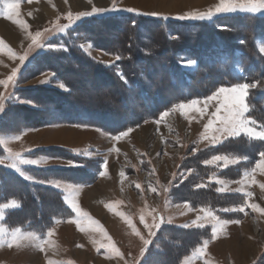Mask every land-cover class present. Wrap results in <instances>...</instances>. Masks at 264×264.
<instances>
[{
    "label": "rangeland",
    "instance_id": "rangeland-1",
    "mask_svg": "<svg viewBox=\"0 0 264 264\" xmlns=\"http://www.w3.org/2000/svg\"><path fill=\"white\" fill-rule=\"evenodd\" d=\"M17 2L19 3L18 19L27 24V29L5 16H0V40L4 42V46H0V80H6L12 74L13 69L19 68L14 84L10 82L7 88L0 85V93L7 97L4 101V110L0 112V130H8L0 132V136L17 134L21 137L19 140H12L7 145L13 152H17L19 146L26 147L37 142L49 144L51 147H56L54 145L67 146L69 148L66 149L71 153L69 151L50 152L60 156L57 157L42 155L39 152L33 153L34 151L23 152L24 158L39 161L38 164H22L20 166L27 175L34 177L33 180L25 179L15 169L6 165L0 166L5 167L14 175L21 176L26 181L58 190L71 215L37 219L36 224L29 227L11 225L6 222L7 213L11 209L20 207V203L16 199L7 200L3 204L15 200L19 206L3 209L4 218L0 219V226L9 230V236L13 229L18 228L21 230V234L32 233L34 238L22 240L19 246L14 244L12 247H8L7 243L0 245V264H49L50 261L57 262V264H149L150 257L153 255L147 251V246L144 255L141 256V249L145 247L144 239L151 241L154 236L150 235L149 228L141 222L140 216L144 215L145 222L149 225L153 224L155 216L157 222H160L162 217L164 224L182 226L188 224L189 227L186 228H197L191 222L198 216H204L205 213L201 211L202 209L210 211L212 209L195 207L187 201H182L180 194L189 193L191 185H200L204 181L205 177L200 174L203 172L197 169V162L208 155L204 161L211 160L214 156H228L230 159L240 158L238 163L228 164L227 167L224 166L223 160L211 164L204 162V164L216 168V172L211 173L207 179L216 184V190L225 189L224 191L218 190L220 194L239 196L243 193L242 203L229 206L226 209L244 207L246 203L264 208V196L259 195L260 190L264 192V188H261V185L264 184V172L257 169L255 173L245 176V173H251V170L256 167L260 155L259 159L251 164L248 163L250 160L244 156L214 153L217 146L229 139L240 137L241 146H248L251 140L255 139H249L241 133L238 137H221V142L213 145L210 142L213 131L208 130L209 139L203 138L202 134L205 133L204 125L208 123L211 113L215 111L217 101L207 102L208 106L204 115H201L199 111L200 108H203L206 98L221 87L230 88L237 83L250 85L256 83L258 86L250 88L245 98V103L249 107L246 116L256 121L257 129L261 124H264V116H262L264 114L259 112L260 106L254 103L259 92H264V51H261V48H264V11L258 13L237 11L219 15L212 20H195L178 19L177 17L186 13L207 11L210 7L218 4L219 0H17ZM113 3L120 9L131 8L136 11L121 10L97 13L83 17L63 32L57 31V24L68 23L67 14L69 12L75 16L79 12L91 11L93 7L111 8ZM3 6V0H0V9H3ZM150 13L159 15H150ZM94 16L96 18L109 16L135 18L136 23L132 24L134 29L132 31H135L136 35L156 36V39L150 42L145 40L147 47H157V52L160 54L164 48L158 39H162V44H166L167 52L161 57L156 54L155 61L144 66L146 70L143 71V81L146 82L145 86L148 89L141 91L140 97L142 98L138 94L141 85L140 87L136 85L134 88L130 87L131 82L124 77L121 55L114 51H108L109 48H112L108 41L112 40L115 33L107 32L104 35L106 38L104 43L109 45L107 49L87 41L83 37L85 35L78 33L84 21L90 20ZM232 18L242 20L236 19V21ZM242 21H246L248 26L240 28ZM151 22H158V25L151 26ZM227 22H233L232 24L236 27L227 28ZM7 29L19 32L21 35L19 40L15 36H9L5 31ZM45 29L49 31L42 38L44 47H33L29 50L28 46L31 40L28 33L31 32L34 35L35 32H43ZM70 36L74 37V41L75 38L79 40V46L92 60L101 66L111 67L125 86L132 90L135 89L133 96L131 93L126 95V101L131 104L133 109L126 116L131 117L135 113H138L139 116L124 123L122 129L114 130L57 123L26 127L20 131L10 132V130L18 128L16 125L17 112L21 110L22 105L40 108L29 98L30 96H27V92L41 86L69 91L63 82L56 79V74L53 71L46 67L39 71L34 63L37 56L49 52L65 51L64 43L69 42ZM214 36L229 39L227 42L234 45L232 54L226 55L220 51L217 58L225 65H219L220 67L215 65L213 69L200 68V64H202L200 53L205 48H201L199 52L193 50L194 52L190 53V50L187 49L189 48L188 44L197 41L199 45L206 44ZM115 42L117 43L118 39ZM154 42L156 45H153ZM123 44L126 47L127 44ZM173 44L175 46L170 49L169 45ZM9 48L14 50L17 57L23 55L25 51L29 52L28 59L23 66H20L18 58H12L8 51ZM117 56L120 59H117ZM188 61H194V63L189 64ZM209 62L207 59L203 61L206 65L210 64ZM167 65H173L178 71L183 72V78L171 81V78L167 76ZM134 66L136 69V65ZM141 69L143 70L142 67ZM218 70H231L234 77L229 79L230 83L217 82ZM147 72L152 76L154 83L146 79ZM207 72L214 76L211 82L202 80L207 79L204 76ZM138 76L139 74L135 77ZM78 77L81 79L80 88L87 90L86 97L88 99L102 98L103 91L107 87L100 81H96L95 75H78ZM139 79L142 81L141 78ZM44 80L47 83H41ZM106 80L108 79H103V81ZM262 99L264 100V96ZM193 100H198L200 103L191 108L179 109L176 107L182 103L189 104ZM52 111L53 109L47 108L45 112L49 118H51L50 113L52 116L55 115ZM165 112L168 114L162 118V114ZM122 132H127V135L122 136L119 140L113 139ZM145 134H151L146 143L142 140V136ZM247 140H250L249 143ZM156 144L157 149L155 148ZM0 147L3 149L0 151V156L6 155L3 145ZM261 152H264V146L259 154ZM69 161L73 162V166H69ZM76 164L80 166H75ZM237 165L240 166L241 174L230 176L228 171V174H220ZM54 166L66 169L41 172L44 174V179L37 176V173L40 174V172L36 168L51 170ZM32 168H35L36 171ZM101 172H104V175H101ZM121 172L124 173L123 177L120 175ZM253 176L255 182H252ZM119 177L122 181L119 180ZM39 181H45V183ZM48 181H60L62 187L58 189ZM217 181H223V183ZM65 184L73 185L75 191L71 195L75 197L82 212H86L91 217V220L85 219L79 227L76 223V213L65 199L69 195V192L63 187ZM153 188L155 191L152 190ZM247 192H251L252 195L247 196ZM47 207L48 205L44 208ZM53 207L55 208V206L49 205V208ZM223 210L225 211V209ZM234 215L238 218L220 216V221H229V223L215 225L218 229L217 239L222 243L219 242L222 251L213 250L212 252L216 263L264 264V213L252 207H244L243 212L234 211ZM129 220L139 235L133 231ZM93 221L98 223H93ZM198 223L203 224V227L207 224H210L211 227L214 226V223L208 220H200ZM49 230L52 231L51 237H48ZM155 230L157 228L153 227L152 232ZM108 237L111 238V241L108 240ZM43 240H47V243L41 250L39 244ZM110 243L115 246V249H118L120 254H117L113 247L107 246ZM101 244L107 247H101ZM216 248H219V245ZM194 264H206V262L200 259Z\"/></svg>",
    "mask_w": 264,
    "mask_h": 264
},
{
    "label": "trees",
    "instance_id": "trees-1",
    "mask_svg": "<svg viewBox=\"0 0 264 264\" xmlns=\"http://www.w3.org/2000/svg\"><path fill=\"white\" fill-rule=\"evenodd\" d=\"M232 19L236 20L237 18ZM135 20L136 19L132 17L109 16L96 18L94 16V18L84 21L78 33L85 35L83 37L87 41L96 43L100 48L105 47L107 49L109 45H112V48H109L108 51H114L121 55V67L123 68L125 79L131 82L129 84L130 87L133 86L134 88V85L140 87L141 85L138 92L140 97L141 91H147L148 89L145 86L146 82L143 81V71L146 70L144 66L152 64L157 58L156 54L158 57H161L167 52V46L164 43L162 44V39H158L161 41L160 45L164 48L163 52L160 54L157 52V47H147L145 40L150 42L155 40L156 36L136 35L135 31H132L134 30L132 24L136 23ZM237 20L241 21L242 19L238 18ZM232 23L233 22H227V28L232 29V27H236ZM240 23H242L240 28L248 26L246 21ZM153 24L158 25V22H151L150 25L153 26ZM107 32L112 34L115 33L112 40L108 41L110 42L109 45L104 43L106 39L104 35ZM73 38V36H70L69 42L64 43L66 46L65 51L49 52L48 54L45 53L44 55L37 56L34 63L39 71L43 67L53 71L56 74V79L61 83L63 82L68 87L69 91L50 89L41 86L35 88L31 92H27V96H30L29 98H31L37 106H40V108L22 105V108H20L21 110L17 112L18 121L16 125H18V128L16 130H10V132L20 131L26 127H39L40 125L57 123L95 126L102 127L106 130H114L122 129L124 123L130 122L132 119L134 120L135 117L139 116L138 113H135L131 117L126 116L129 112L133 111L131 104L126 101V95L131 93L133 96L135 89L132 90L130 87L125 86L111 67L101 66L99 63L92 60L79 46V40L75 38L74 41ZM211 38L212 40H208L206 44L199 45L198 41L188 44L189 48L187 49L190 50V53L194 52L193 50L199 52L201 48H205L203 52L200 53V61L202 60V64L204 65L200 64V68L208 67L213 69L215 65L218 67H220L219 65H225V63H222L221 60L217 58L218 53L222 51L223 54L231 55V51L234 49V45L227 42L229 39L227 40L221 36H214ZM116 39H118L117 43L115 42ZM123 43L127 44L126 47ZM153 45H156V43ZM174 46V44L169 45L170 49ZM204 59H207L208 62L210 60L209 63L212 65L203 63ZM134 65H136V69ZM166 68L167 76L171 78V81L173 79L177 80V78L180 77L183 78V72L178 71L175 66L167 65ZM217 73V82L221 84L230 83L229 79L234 77L231 70H218ZM91 74L96 76V81H100L107 87V89L103 91L102 98L95 100L88 99L86 97L87 90H82L80 88L81 79L78 75L89 76ZM137 74H139L138 77L141 78L143 82L138 77H135ZM147 74L148 76L146 79L154 83L155 81H152V76L149 75L148 72ZM212 75L213 74L210 72H207L204 75L207 79L202 80L211 82L214 79ZM209 76H212V78H209ZM103 79L108 80L103 81ZM263 96L264 92H259L258 98L254 100V103L260 106L261 109H259V112L261 114H264ZM133 100L131 101L132 103ZM47 108L53 109L52 113H55V115L53 114L54 116L50 113L51 118L45 113ZM133 108L135 109L136 107ZM2 131L6 132L8 130ZM2 131L0 130V132ZM240 141V137L229 139L222 145L217 146V148H213L214 153L237 154L239 156H244L246 159L248 158V160H250L248 163L253 164V161L259 159V152L262 151L264 142L251 140L250 145L241 146L240 144H242V142ZM0 151H3L1 147ZM51 151H69L71 153L70 150L62 147L42 148L35 150L33 153L39 152V154L42 155L60 157L57 154H51ZM207 157L201 158L200 161L197 162V169H199L200 172L202 171L203 173L200 174L205 177L204 181L200 184L202 186L197 187V185H191L190 187L192 188L189 193L180 194V200L187 201L195 207L213 209L219 216L224 218H238L233 212H226L223 209L242 203L243 197L236 194H220L218 190H216V184L207 179L211 173L216 172V168L204 164V160H206ZM194 167L196 168V166ZM239 167L238 165L234 166L220 174H228L229 172L230 176L239 175L242 173ZM32 169H34V171L38 170L40 174L37 173V176L44 179L45 177L42 173L66 168L54 167L51 170L46 168ZM237 169L240 170V172H238ZM9 199H16L20 203V207L8 211L6 219L7 224L29 227L36 224L38 221L37 219L43 220L50 219L52 216L60 218L71 215L70 210L63 202L62 194L58 190L26 181L21 176L14 175L12 172L6 170L5 167L0 166V205ZM47 205L48 207L44 208ZM49 205H53L55 208H49ZM155 232L147 249V251L154 256L150 257L151 260L149 264H182L186 256L190 255L196 248L202 245L204 241L212 237L211 229L208 226L186 228L162 223L160 228L155 230ZM155 248H157V250H155Z\"/></svg>",
    "mask_w": 264,
    "mask_h": 264
},
{
    "label": "snow or ice",
    "instance_id": "snow-or-ice-1",
    "mask_svg": "<svg viewBox=\"0 0 264 264\" xmlns=\"http://www.w3.org/2000/svg\"><path fill=\"white\" fill-rule=\"evenodd\" d=\"M3 9H0V16H5L7 19L12 20L14 23L19 24L22 28L27 29V24L18 19L17 9L19 8V3L17 0H3ZM136 11V9H120L118 8L115 3H113L111 8H97L93 7L91 11H83L77 13L75 16L71 12L67 14L68 23L64 25L57 24V31L63 32L68 29L73 23L82 19L83 17L92 16L97 13H105L109 11ZM237 11L241 12H251V13H258L264 11V0H219V3L216 4L214 7H210L207 11L198 12V13H186L184 15L178 16V19H195V20H212L214 17H217L222 14L226 13H234ZM150 15H159L158 13H150ZM167 18V17H165ZM49 30L45 29L43 32L37 31L33 35L31 32L28 33V36L31 40L29 44V50L36 48L44 47L42 43V38L44 37L45 33ZM0 46H4L3 40H0ZM51 47V46H50ZM9 54L12 56L13 59L18 58L20 61V66H23L28 59V51H25L23 55H19L12 50L11 48L8 49ZM261 51H264V48H261ZM117 59H120L117 56ZM189 64L194 63V61H188ZM19 71V68L13 69L12 74L6 80H0V85H3L5 88L8 87L9 83H15V77ZM41 83H47L46 80L41 81ZM63 87V85H61ZM258 85L256 83L248 84V83H237L230 88L221 87L215 92L213 95L206 98L203 108H200L199 111L201 115H204L205 109L208 106L209 101L216 100L217 104L215 105V111L211 113L210 118L208 119V123L204 125L205 133L202 134L203 138L209 139L207 132L209 129L213 131V135L210 137V142L215 145L221 142V137H238L241 133L245 134L249 139L261 140L264 141V124L259 126V129L255 127L256 121L250 119L246 116V113L249 111L248 105L245 103V98L249 93L250 88H256ZM7 99L3 93H0V112L4 110V101ZM200 102L198 100H193L189 104H179L176 107L179 109L191 108L198 105ZM168 113L165 112L162 114L166 116ZM215 126V127H214ZM129 131H131L129 129ZM218 134V135H217ZM127 135V132H122L118 136L114 137L113 139L119 140L122 136ZM21 137L19 135L16 136H0V145L4 146V151L7 153L4 156H0V165H6L9 168L15 169L17 172L20 173L25 179L33 180L34 177L27 175L22 169V164H38L39 161L35 159H26L24 158L21 152H13L11 148L7 147V145L12 140H19ZM260 159L256 164V167L251 170V173H245V176H249L259 169L261 172H264V152H261ZM239 157L230 159L228 156H214L211 160L205 161L206 164L215 163L218 161L223 160L224 166L227 167L228 164H236L239 162ZM106 163V162H105ZM69 166H73V162H68ZM75 166H80L76 164ZM104 175V172L100 173ZM122 177L124 175L123 172L120 174ZM40 183H45V181H39ZM218 183H223V181H217ZM252 182H255L254 176ZM48 183L53 184L56 188H61L60 181H48ZM243 183V181H242ZM202 185H197V187H201ZM65 190L69 192V195L65 197L66 201L70 204L73 211L76 213V223L79 227L81 223L87 220H91V217L88 216L86 212H82L78 204L76 203L75 197L71 195L73 191H75L73 185L65 184L63 185ZM139 187V185H137ZM261 188H264V184L261 185ZM155 191V189H152ZM219 191H224L225 189H218ZM242 191V189H240ZM247 196H251V192L246 193ZM18 203L13 200L7 204L0 205V219L4 218L3 209L5 208H15L18 207ZM244 207H252L255 210H258L264 213V208H259L256 204L248 205L247 203ZM244 207L236 208V209H225V211H239L243 212ZM205 214L204 216H198L196 220L192 221L191 224L195 225L196 227H203V224L198 223L200 220H208L209 222H213L214 226L212 229L213 238H215L217 234V227L216 224L226 225L229 221H220L219 217H216L210 210L202 209ZM121 215H123L121 213ZM140 220L142 223L145 224V227L149 228L150 235H155V232H152V228L155 227L157 229L160 228L161 224L164 222L163 218H160V222L156 221V217H153V224L149 225L145 222L144 215L140 216ZM130 226L133 227V231L139 235V232L135 229L134 225H131V221H128ZM170 222V221H169ZM237 223L239 221H236ZM93 223H98L93 221ZM183 227H189L188 224L183 225ZM83 230V229H81ZM8 229L6 227L0 226V245L7 243L8 247H12L14 244L19 246L20 242L25 239L34 238V234L26 233L21 234L20 229H13L11 231L10 236L8 235ZM52 231L49 230L48 237H51ZM107 236V233H105ZM38 239V238H37ZM143 239V237H141ZM108 240L111 241V238L108 237ZM144 248L141 249V256L144 255L147 246L151 243L150 240L144 239ZM47 243V240L41 241L39 247L43 250L44 244ZM208 241L203 242V247L198 249L199 254H203ZM107 246L113 247L117 254H120L118 249H115V246L111 243ZM104 244H101V247H107ZM49 264H57V262L50 261Z\"/></svg>",
    "mask_w": 264,
    "mask_h": 264
},
{
    "label": "crops",
    "instance_id": "crops-1",
    "mask_svg": "<svg viewBox=\"0 0 264 264\" xmlns=\"http://www.w3.org/2000/svg\"><path fill=\"white\" fill-rule=\"evenodd\" d=\"M57 126H59V125H57ZM53 127H55V126H53ZM16 135L17 134H14L12 136H16ZM22 143L24 144V142H22ZM54 146L62 147V148H69L67 146H60V145H54ZM49 147H51L49 144H43V143L35 142L33 145H29V146H26V147L19 146V148L17 149V152H21V153L30 152V151L32 152V151H35V150H38V149L49 148ZM54 167H56V166H54ZM259 193H260L259 195H261V196L263 195L264 196V194H263L264 192L262 190H260ZM240 196L243 197V193ZM211 212L213 214H215L217 217H220L215 210L212 209ZM233 213H234V211H233ZM177 226L183 227L182 225H178V224H177ZM206 226L210 227V229L211 228L213 229V227H211L210 224L205 225V227ZM212 229H211V233H212ZM206 241H208L207 247H206V249H205V251H204V253L202 255L199 254L197 250L200 249L201 247H203V244L200 245L198 248H196L190 255L186 256L184 258V260L182 261V264H194V263H197V261L199 259H201L204 262H206V264H223V262L222 263H219V262L216 263V261H215L216 259L212 256L213 250H216L217 252L222 251V246H221L222 243H221V241H219V239H217V236H215V238H213V234H212V237L210 239L206 240ZM217 245H219V248H216Z\"/></svg>",
    "mask_w": 264,
    "mask_h": 264
},
{
    "label": "bare ground",
    "instance_id": "bare-ground-1",
    "mask_svg": "<svg viewBox=\"0 0 264 264\" xmlns=\"http://www.w3.org/2000/svg\"><path fill=\"white\" fill-rule=\"evenodd\" d=\"M2 25V24H1ZM5 31H7V34L9 35V36H12V37H14L15 36V38H19V36H21V35H19V32H17V31H13V30H11V29H7V30H5ZM12 41H13V39H11ZM19 40V39H18ZM151 137V134H145V135H143L142 136V140L146 143V142H148L149 141V138ZM157 144H156V146H155V148L157 149ZM119 180H121L122 181V179H121V177H119ZM98 205V204H97Z\"/></svg>",
    "mask_w": 264,
    "mask_h": 264
}]
</instances>
